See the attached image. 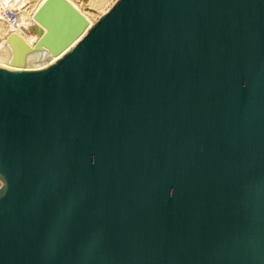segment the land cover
Instances as JSON below:
<instances>
[{
  "label": "water",
  "instance_id": "obj_1",
  "mask_svg": "<svg viewBox=\"0 0 264 264\" xmlns=\"http://www.w3.org/2000/svg\"><path fill=\"white\" fill-rule=\"evenodd\" d=\"M36 18L15 66L86 23ZM0 264H264V0H119L0 69Z\"/></svg>",
  "mask_w": 264,
  "mask_h": 264
},
{
  "label": "bare ground",
  "instance_id": "obj_2",
  "mask_svg": "<svg viewBox=\"0 0 264 264\" xmlns=\"http://www.w3.org/2000/svg\"><path fill=\"white\" fill-rule=\"evenodd\" d=\"M21 1L22 0H0V8L8 7L10 9H13L14 11H17L19 14V23L16 25V27H11L6 23L0 12V19H2V22L4 23L2 24L1 22L0 25V69L8 71H18L13 68V64L11 63L13 54L12 45L9 41V37L11 35L17 37L24 45L33 50L34 46L37 43H41L44 35H46L49 31L47 27L42 25L36 18V13L39 11L40 7L48 0H28V2L32 4L34 3L33 8H30L31 10L26 9L23 11H21L20 9H25V5H21ZM118 1L119 0H112L108 7H102L101 12H99V19L106 15L117 4ZM24 2L27 3V1ZM26 8H29V5H27ZM73 9L86 22L82 27V30L65 46L67 47L66 51L64 50L65 52H62V50H60L57 54L49 56L51 59H49V65L43 66L41 68H34L29 71H44L48 67L58 62L64 55L72 50L84 37V35H86V33L95 25L96 22L94 23L88 20L90 18L87 19L81 10L76 8ZM19 10L21 11V13ZM28 26L29 28H27ZM26 31L33 32V36H31V34L27 35L28 33L25 34ZM46 49L47 51H50L49 48L46 47Z\"/></svg>",
  "mask_w": 264,
  "mask_h": 264
},
{
  "label": "rangeland",
  "instance_id": "obj_3",
  "mask_svg": "<svg viewBox=\"0 0 264 264\" xmlns=\"http://www.w3.org/2000/svg\"><path fill=\"white\" fill-rule=\"evenodd\" d=\"M24 1H27V3L24 2ZM63 1H65L69 5H72L73 8L81 10L84 13V15H85V17L87 19L90 18L88 20H90V21L95 23V22H97L99 20V14H100L99 12H101L102 7H108L112 0H70L71 2L69 0H67V1L63 0ZM22 4L25 5V9L24 8L20 9L21 11L26 10V9L31 10L30 8H33V4L34 3L32 4V3L28 2V0H22L21 1V5ZM27 5H29V8H26ZM21 8H22V6H21ZM21 11H20V13H21ZM1 22H2V19H0V25H1ZM2 24H4V23L2 22ZM27 28H29V26ZM32 33L33 32H27V31L25 32V34H27V35L31 34V36H33ZM66 48L67 47H63L62 52L64 50L66 51ZM49 59H50V57L47 60L43 61L42 63H40L38 66H35V67H33V66L32 67L31 66H28V67L21 66L20 67V66L13 65V68L15 70H18V71H29V70H32L34 68L36 69V68H41L43 66L49 65L50 64Z\"/></svg>",
  "mask_w": 264,
  "mask_h": 264
},
{
  "label": "built area",
  "instance_id": "obj_4",
  "mask_svg": "<svg viewBox=\"0 0 264 264\" xmlns=\"http://www.w3.org/2000/svg\"><path fill=\"white\" fill-rule=\"evenodd\" d=\"M0 12L9 26L16 27V25L19 23V14L17 11H14L8 7H1Z\"/></svg>",
  "mask_w": 264,
  "mask_h": 264
}]
</instances>
